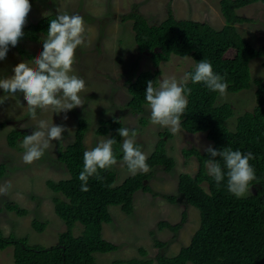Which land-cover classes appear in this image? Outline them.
I'll return each instance as SVG.
<instances>
[{
    "label": "rangeland",
    "instance_id": "374dc122",
    "mask_svg": "<svg viewBox=\"0 0 264 264\" xmlns=\"http://www.w3.org/2000/svg\"><path fill=\"white\" fill-rule=\"evenodd\" d=\"M30 3L32 7L25 25L37 22L49 14H58V11L83 17L86 46L77 49L73 68L74 74L84 79L86 90L80 94L84 100L82 107L59 114L51 110H38L37 120L30 117L26 101L20 93L9 96L0 104V122L6 123L0 128V164H6L7 167L5 175L0 179V187L5 182L11 183L7 194H0V229L4 235L27 237L33 245L49 247L57 244L60 233L67 229L65 221L55 212L54 198L62 194L54 192L47 181H60L70 177L66 165L58 159L59 149L75 141L80 119L84 118L88 122L85 144L86 149L90 150L101 140L110 139V134L97 133L101 120L118 117L123 128H128L130 134L135 132L136 146L147 157L164 138L167 153L174 157L176 165L169 171L161 166L153 169L154 174L146 181L153 191L146 192L141 189L135 193L132 213L124 212L119 205L110 207L113 219L104 223L103 237L116 244L117 249L95 252L96 264H131L128 261L134 259L151 260L152 264H159L157 255L174 257L183 246L190 243L201 224L199 209L186 204L178 191L180 175H194L199 169L198 157L195 154L187 155L185 151L195 148L204 152L214 142L208 138L206 132L192 133L181 126L180 131L173 134L168 128L153 125L147 105L142 113H136L129 107L132 97L128 90L130 82L141 72L159 69L160 81L175 77L181 82L185 73L195 68L197 62L191 55L182 57L172 54L169 61L155 67L150 51L139 50L133 29L134 20L126 19L125 15L137 11L145 15L150 23L160 24L168 17L169 11L173 10L178 19L206 21L221 29L226 23L221 0H30ZM238 13L252 19L237 23L242 36L256 47L264 45V3L259 1L250 4L239 9ZM46 38L47 35L42 34L39 41L23 39L16 47L9 48L6 59L0 61V78L12 76L13 68L20 62L31 64V56L35 57L42 51ZM250 67V88L239 92L227 90L226 95H218L217 103H230L234 109V116L227 120L231 130H235L238 117L252 111L257 104L255 79L264 81V56L252 59ZM4 95L7 94L0 90V96ZM65 115L67 119L64 118ZM40 119L48 121L49 124L64 126V139L61 142L52 141L53 145L45 151L41 159L26 164L22 159L25 150L21 147L25 137L20 138L17 145L12 147L8 143V136L14 129L30 135ZM134 128L137 130L134 131ZM114 168L118 173L117 184L132 175L123 160L118 161ZM203 185L208 189L206 182ZM253 191L252 188L251 192ZM170 195L178 196L176 203L166 198ZM9 201L19 203L28 213L21 216L8 210L5 204ZM185 210L187 221L178 232L160 228V221L173 224L180 222ZM34 219L47 222L43 232L33 227ZM82 229L83 225L78 222L74 228L75 234L79 235ZM0 264H16L14 246L0 250Z\"/></svg>",
    "mask_w": 264,
    "mask_h": 264
},
{
    "label": "trees",
    "instance_id": "16d2710c",
    "mask_svg": "<svg viewBox=\"0 0 264 264\" xmlns=\"http://www.w3.org/2000/svg\"><path fill=\"white\" fill-rule=\"evenodd\" d=\"M259 1L264 3V0H221L222 12L226 18L221 29L206 21L178 19L173 10L169 11L168 17L160 24L150 23L145 15L137 11L126 14L125 18L134 20L133 29L139 50L150 51L155 67L169 61L172 54L182 57L191 55L197 64L202 60L210 62L214 72L225 78L229 85L227 90L239 92L251 87L250 61L264 56V45L254 46L239 32L237 23L252 19L240 15L238 10ZM56 15L49 14L37 22L25 25L21 40L39 41L42 34L47 35L48 24ZM194 70L193 67L188 73H194ZM160 73L159 69L146 70L130 82L128 90L132 97L129 107L134 112H144L147 105V82L151 80L157 86ZM255 82L257 104L252 111L238 117L235 130H231L227 124V120L234 116V109L230 103H217L218 92H212L203 83L193 84L191 80L185 85L191 88V93L187 97L188 106L181 117V126L192 133L206 132L214 142V150L221 151L228 147L245 154L252 152L255 159L250 164L255 169L256 179L251 182L250 192L245 197L236 198L227 191L226 179L217 185L208 174L206 160L211 157L206 150H186L187 155L195 154L198 157L199 169L194 175H180L178 191L186 204L199 209L201 224L190 243L183 246L177 255L166 257L160 254L157 257L159 264H264V81L255 79ZM5 124L0 122V128ZM121 127L123 128V124L119 118L112 117L102 119L97 130L98 134H110V139H115L113 151L117 161L123 160V138L117 132ZM133 130L136 131L137 128ZM87 131L88 122L82 118L78 123L75 141L59 149L58 159L66 165L70 177L60 181H47L54 192L62 194L54 198L55 212L65 221L67 229L60 233L58 243L49 247L33 245L27 237L4 235L0 229V250L14 246L16 264H96L95 252L117 249L116 244L103 237L104 223L113 219L110 207L119 205L124 212L132 213L135 193L141 189L153 191L146 183L154 174L153 169L161 166L169 171L176 165L174 157L167 153L166 140L163 138L147 159L151 169L149 172H138L117 184L118 173L113 166L101 170L100 179L90 177L87 185L89 191L83 192L82 182L78 177L83 169V153L87 151ZM26 135L24 131L14 129L8 136V143L15 147L18 140ZM215 159L220 160V157ZM219 162L223 168V160ZM6 170V164L1 163L0 179ZM205 182L208 189L203 185ZM166 198L176 203L178 196L170 195ZM5 208L21 216L28 213L27 209L15 201L7 202ZM1 210L0 206V212ZM186 221L185 210L180 222L173 224L160 221L159 224L161 229L169 228L178 232ZM78 222L83 225V229L76 235L74 228ZM32 225L43 232L47 222L34 219ZM128 262L152 263L144 259Z\"/></svg>",
    "mask_w": 264,
    "mask_h": 264
},
{
    "label": "clouds",
    "instance_id": "9594fccd",
    "mask_svg": "<svg viewBox=\"0 0 264 264\" xmlns=\"http://www.w3.org/2000/svg\"><path fill=\"white\" fill-rule=\"evenodd\" d=\"M30 0H0V61L6 59L10 46L16 47L24 36L23 28L31 11ZM86 27L84 19L79 14L69 15L66 12L51 19L47 28V38L43 42L42 51L32 60V63L20 62L13 68V75L0 78V104L9 96L23 95L30 117L37 120L38 110L54 113H67L82 107L84 100L81 93L86 90L84 79L74 74L73 65L76 63V52L79 47L86 46ZM191 80L193 84L203 83L212 92L226 95L229 87L225 78L213 70V66L206 60L200 61L194 73H185L183 80L178 82L175 77L165 78L157 82L149 80L145 92V100L151 111V123L168 128L173 134L181 129V117L188 106V95L191 88L185 87ZM23 105V104H22ZM67 119V116L64 117ZM64 126L49 124L40 119L35 130L26 135L21 147L25 150L23 162L31 164L41 159L45 151L53 144L52 141H63ZM123 138V164L130 174L147 173V155L136 146L135 132L130 134L128 128L117 130ZM115 139L105 138L96 147L83 153V169L78 179L82 182L81 191H89L88 181L95 176L100 179L101 170L110 169L118 161L113 151ZM206 151L210 159L206 160L208 174L217 185L226 179L227 191L236 198H243L250 192V184L256 179L255 169L250 161L255 159L252 152L247 154L224 148L221 151L209 146ZM220 157L223 160L222 168ZM226 169V170H225ZM10 182L0 187V194H7Z\"/></svg>",
    "mask_w": 264,
    "mask_h": 264
},
{
    "label": "crops",
    "instance_id": "0c3cea01",
    "mask_svg": "<svg viewBox=\"0 0 264 264\" xmlns=\"http://www.w3.org/2000/svg\"><path fill=\"white\" fill-rule=\"evenodd\" d=\"M142 253H144V250H142ZM158 256H159V255H157V257H158ZM156 259H157V258H156ZM150 261H151V260H150ZM157 261H158V260H157ZM152 263H153V262H152ZM152 263H151V264H152Z\"/></svg>",
    "mask_w": 264,
    "mask_h": 264
}]
</instances>
